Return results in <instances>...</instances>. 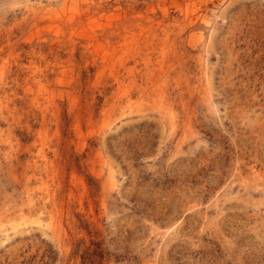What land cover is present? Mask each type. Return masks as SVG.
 <instances>
[{
	"label": "rangeland",
	"instance_id": "1",
	"mask_svg": "<svg viewBox=\"0 0 264 264\" xmlns=\"http://www.w3.org/2000/svg\"><path fill=\"white\" fill-rule=\"evenodd\" d=\"M0 264H264V0H0Z\"/></svg>",
	"mask_w": 264,
	"mask_h": 264
}]
</instances>
